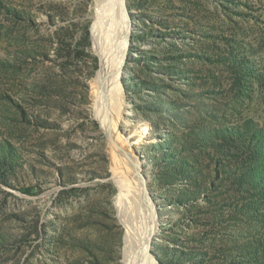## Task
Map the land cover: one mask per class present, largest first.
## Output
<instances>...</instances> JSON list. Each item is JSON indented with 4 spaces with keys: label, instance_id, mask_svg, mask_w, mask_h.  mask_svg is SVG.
Here are the masks:
<instances>
[{
    "label": "rangeland",
    "instance_id": "rangeland-1",
    "mask_svg": "<svg viewBox=\"0 0 264 264\" xmlns=\"http://www.w3.org/2000/svg\"><path fill=\"white\" fill-rule=\"evenodd\" d=\"M122 2L96 40L94 0H0V264H126L138 184L155 264H264V0Z\"/></svg>",
    "mask_w": 264,
    "mask_h": 264
},
{
    "label": "bare ground",
    "instance_id": "bare-ground-1",
    "mask_svg": "<svg viewBox=\"0 0 264 264\" xmlns=\"http://www.w3.org/2000/svg\"><path fill=\"white\" fill-rule=\"evenodd\" d=\"M125 4L126 3L122 2V0H94V7L96 8L94 11V15L96 18L94 26V37L96 38V40H98L99 36L101 37L104 32L108 33L111 31L113 32L116 30H120L118 22L120 21L119 18L125 15ZM97 47H99V45ZM101 56V66L97 72L95 79L93 80L92 86L95 101L98 103V106L101 107L97 114L101 119L102 125L111 142V146L113 149L112 154L114 167L118 166L119 164L115 152H117V156H121V158H124V155L127 156L124 159L125 161L130 160L132 161V163H135L134 160H132L131 153L126 147L125 141L122 140L115 131V126L118 122L120 111L117 112L116 116H112V114L110 113L111 111H109V106L111 104H114V102L116 101L113 92L118 89V74L113 64L110 63L105 57L104 52L101 53ZM104 106L107 109L108 113H103V111L105 110L103 109ZM131 168L136 171V164ZM133 177V182L135 180L139 181L138 175L136 173L133 175ZM138 185L140 188L139 194H137L139 195V200L145 207V209L140 213L138 208H135L134 214H129L127 216L129 246L126 251V264H155L154 259L149 256L148 252H150L151 248V235L153 232L156 233L157 231L156 217L155 214L150 210V208H148L149 202L146 198L145 192H143L142 190V186L140 184ZM138 204L139 203H137V205ZM135 210H137L138 214L135 212Z\"/></svg>",
    "mask_w": 264,
    "mask_h": 264
}]
</instances>
